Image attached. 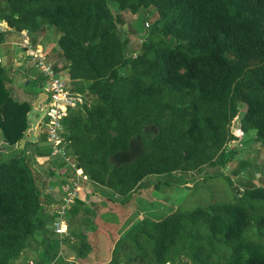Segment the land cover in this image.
Returning <instances> with one entry per match:
<instances>
[{"label":"trees","instance_id":"16d2710c","mask_svg":"<svg viewBox=\"0 0 264 264\" xmlns=\"http://www.w3.org/2000/svg\"><path fill=\"white\" fill-rule=\"evenodd\" d=\"M115 1L133 13L153 6L158 15L132 52L122 14L106 0H0V21L9 27L0 31V44L26 31L35 47L50 35L56 48L47 61L57 73L65 71L70 87L87 82L84 104L62 120L83 185L108 190L112 204H130L142 187L162 191L171 184L158 179L141 185L149 175L228 167V146L250 132L264 144V0ZM13 71L0 63V132L5 143L18 145L16 154L0 158V264L31 258L30 250H43L49 260L56 256L57 245L47 236L56 233L44 211L53 197L43 194L54 182L44 177L59 169L62 188L74 176L73 167L51 155L50 143L39 145L45 140L40 130L36 141L19 147L34 104L12 96ZM40 76L28 80L42 85ZM236 117L240 136L231 130ZM98 208L79 195L67 212L64 240L73 243L80 263L97 262L86 230L96 222L89 213ZM97 213L100 218L101 208ZM262 238L264 162L259 184L236 187L231 201L132 225L114 242L110 262L264 264Z\"/></svg>","mask_w":264,"mask_h":264},{"label":"rangeland","instance_id":"374dc122","mask_svg":"<svg viewBox=\"0 0 264 264\" xmlns=\"http://www.w3.org/2000/svg\"><path fill=\"white\" fill-rule=\"evenodd\" d=\"M106 1L109 8L114 13L122 14L124 20V24L122 25L123 38H129V52L138 49L142 37L147 34L148 29L156 20V16H158L155 7L150 6L146 9L141 7L137 12L133 13L129 10H121L115 0ZM146 23H148V25H146ZM41 42L43 51H45L46 55L52 57L54 53L53 49L56 48L53 38L50 35H46ZM40 74L39 71L33 69L32 75L34 77H42ZM58 74L65 78L64 70H62V73ZM37 79L38 78L34 80L30 79L29 81H20L24 84L15 85L12 90V96L18 101L24 99L31 101L32 105L35 104V101L37 102V100L43 97V84L40 85ZM44 82L45 80L43 83ZM86 83V81H83L75 85L72 83V85L76 90L84 92V85ZM243 108L244 106L242 105V110ZM237 121V117L233 119L231 130L240 136L241 134L237 129ZM40 132H42L41 137L45 140L40 141L39 145L43 146L47 143L49 144V141L46 140L45 128L43 127ZM25 134H30L29 129H27ZM17 150L18 148L15 145H10L3 141L0 132V158L8 159L16 154ZM226 152L233 160L228 167L218 164L215 167L205 166L199 172H173L167 177L157 175L145 177L141 185L145 186L146 184V187L150 186L158 179L161 181L168 180L171 184L165 186L162 191L142 187L143 191L141 194L134 198L130 204H112L110 201L112 193L101 187H97L94 191H92L90 186H87L86 190L84 189L85 191L81 189V196L85 197L87 203L91 204V206L98 204L102 211V216H100L96 222L91 223L86 230L90 245L94 247L93 251L90 253L94 255L97 253L96 255L100 257L99 253L106 250L108 242L111 239L113 241L123 236L127 227L130 226V223L140 222L144 220V218L150 221H157L176 209L189 211L196 207H205L215 201H231L233 198V191L236 187L241 190L242 187H244V183L245 186L249 183L252 185L259 184L263 172L264 144L255 138L253 132H250L246 136H240L238 140L232 141ZM234 171H240L239 175L233 173ZM228 176L232 180L230 184L227 181ZM85 180L86 178H83L81 181ZM82 185L83 182H81V186ZM47 208H44L45 212ZM135 208L138 209L135 210ZM98 209L89 213L91 219H96L98 217ZM109 210L111 211L109 212ZM124 212L126 214L121 222L119 220ZM108 213H110V216H108ZM136 231H138V229L134 228L133 234L136 233ZM39 233L40 232L36 230L33 235L34 238H38ZM53 236L54 235H49L52 244L58 245V240H54ZM260 241L264 245V238ZM61 243L57 246L56 264L66 263L61 254V246L69 249L73 248V243L69 240H63ZM36 244L37 243H34L33 247H36ZM95 248L97 249L94 250ZM72 250H74V248Z\"/></svg>","mask_w":264,"mask_h":264},{"label":"built area","instance_id":"2783aa9c","mask_svg":"<svg viewBox=\"0 0 264 264\" xmlns=\"http://www.w3.org/2000/svg\"><path fill=\"white\" fill-rule=\"evenodd\" d=\"M148 25V23H146ZM9 29L7 23L0 21V31ZM25 35L27 34L26 31ZM25 36L20 46L24 49L27 56H29L35 63L36 70L39 71L45 78L42 85L43 97L35 103L38 110H43L44 115L37 121V127L42 131L45 128L47 140L51 145V155L60 158L66 164L74 168V163L71 161V155L68 153L66 143L63 138V124L62 120L68 113L76 107L84 104V94L67 83L66 78L60 76L47 61V55L40 44L33 47L29 42V38ZM38 129H36L37 132ZM18 148V145H15ZM86 178L82 174V169L74 168V176L70 183L63 185L60 198L56 203H46L45 207L53 208L50 217V228L57 235L61 236L67 233V212L74 200L81 195V180ZM54 185H48L43 194H51L55 192ZM61 187V186H60ZM51 264H54L53 262Z\"/></svg>","mask_w":264,"mask_h":264},{"label":"crops","instance_id":"0c3cea01","mask_svg":"<svg viewBox=\"0 0 264 264\" xmlns=\"http://www.w3.org/2000/svg\"><path fill=\"white\" fill-rule=\"evenodd\" d=\"M25 36H27L26 38H28V35L27 34L25 35V32L23 31V32L19 33V36L18 35L9 36L3 43L0 44V63H2L5 66L11 65L14 68L13 78H16V80H15L16 84L15 85H19V81H21V82L22 81H29L28 79L30 78V76L32 77L33 69L36 70L35 63L33 62V60L31 58H29V56L26 55L24 49L20 46V42ZM10 48H11V51L8 50ZM35 103H36V101H35ZM47 165H48V163L46 164V166ZM62 170H63V168H62ZM58 171H59V169L56 170L55 176H53V177H44L46 181H49V182L53 181L54 182L53 187H54L55 192L51 193V195L53 197V201H51L52 204L56 203L57 200L60 198V195L62 194L61 193L62 188L59 185V180H61L63 175L61 173H58ZM85 183L86 182H84V185H82V191L84 189L86 190V188L88 186ZM46 212L51 215V213L53 212V208H47ZM98 219L99 218H96V221ZM132 224H136V223L133 222ZM132 224L130 223V226H128L126 230H128L132 226ZM48 226L50 227L49 223H48ZM49 235L55 236V237L53 236V238H54V240H58V245L64 240V236H65V234H63L61 236L56 235V234H48L47 236L49 237ZM42 238H43V236L39 235L38 238H36L37 242H39ZM50 240H51V238H50ZM115 241H116L115 239L113 241L111 239L108 242V246H107L106 250L99 253L100 257H98V255H96L97 253L95 254L97 257V262L93 263V264H111L110 260L112 257V252H113V247H114ZM61 247H62L61 254L63 255V257L66 261V263H62V264H83V263L88 264V263H90L87 261H84L83 263L78 262L77 258H76V253L74 252V250L69 249L67 247H63V246H61ZM93 248L94 247L91 248V251H93ZM96 249L97 248H95L94 250H96ZM27 254L29 256L31 255L30 256L31 258H25L22 256L21 258H19L15 262V264H51L52 262L54 264H56V262H57L56 261L57 254L52 260H49L48 258H45V257H48V255L47 254L44 255L43 250H41L39 252H36L35 250H30V251H27ZM42 257H44V258L42 259Z\"/></svg>","mask_w":264,"mask_h":264},{"label":"water","instance_id":"95a60500","mask_svg":"<svg viewBox=\"0 0 264 264\" xmlns=\"http://www.w3.org/2000/svg\"><path fill=\"white\" fill-rule=\"evenodd\" d=\"M44 115L43 110H38V108L33 107L28 112V129L30 134H25L22 139L19 141V147L22 149L27 141H36L37 140V132L36 129L39 130L37 127V121ZM36 132V133H35Z\"/></svg>","mask_w":264,"mask_h":264},{"label":"clouds","instance_id":"9594fccd","mask_svg":"<svg viewBox=\"0 0 264 264\" xmlns=\"http://www.w3.org/2000/svg\"><path fill=\"white\" fill-rule=\"evenodd\" d=\"M35 105V104H34Z\"/></svg>","mask_w":264,"mask_h":264}]
</instances>
